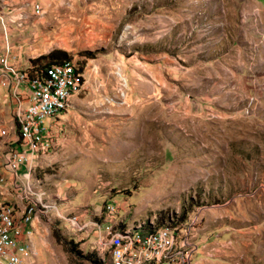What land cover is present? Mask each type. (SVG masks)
<instances>
[{
	"label": "rangeland",
	"instance_id": "1",
	"mask_svg": "<svg viewBox=\"0 0 264 264\" xmlns=\"http://www.w3.org/2000/svg\"><path fill=\"white\" fill-rule=\"evenodd\" d=\"M21 1L0 5V46L26 58L65 51L84 75L34 173L52 206L36 217L34 264H110L95 250L106 226L165 216L177 228L195 220L200 262L264 264V3ZM212 7L223 53L176 49L210 27ZM11 110L0 104L8 127Z\"/></svg>",
	"mask_w": 264,
	"mask_h": 264
},
{
	"label": "built area",
	"instance_id": "2",
	"mask_svg": "<svg viewBox=\"0 0 264 264\" xmlns=\"http://www.w3.org/2000/svg\"><path fill=\"white\" fill-rule=\"evenodd\" d=\"M34 10L40 12L39 6ZM33 59L22 57L8 42L0 46V104L12 108L13 123L10 127L0 123V191L11 199L0 202V264H34L36 217L52 208L34 173L39 156L58 136L62 114L84 83L74 59L38 71ZM113 210L106 205L107 213ZM71 223L78 226L75 219ZM150 225L124 231L106 226L95 250L102 257L108 252L110 264H193L201 245L194 219L181 228Z\"/></svg>",
	"mask_w": 264,
	"mask_h": 264
},
{
	"label": "crops",
	"instance_id": "3",
	"mask_svg": "<svg viewBox=\"0 0 264 264\" xmlns=\"http://www.w3.org/2000/svg\"><path fill=\"white\" fill-rule=\"evenodd\" d=\"M18 1H21V0H0V5L1 4L5 5L4 7L7 8L6 5H12V4L15 5ZM25 1L29 2V3L34 2V0H25ZM40 1L43 3L45 2V0H40ZM255 1H257L259 4L264 3V0H255ZM21 3H22V1L20 2V4ZM199 10H201V9H197V12ZM210 11H211V18H210V23H209L210 27L208 29H205V30H203L201 28L193 29L191 32L192 36L187 38L185 42H181L180 39L177 38V41L173 43V45L176 49L182 48L184 46L186 48V50L188 52H190L189 55H191V56L196 55L197 53H200L201 51H203V52L207 51L209 49H216L219 53H223V50L225 48V47H223V45L225 44L223 42L225 40L227 42H230V40L225 38V37H223V39H222L221 36H218V33L221 31V28L218 25H213V26L211 25V24H213L214 21H218L219 18H222V16L219 14V8L218 7H212V10H210ZM204 17H205V19H204ZM194 19L200 20L199 24H198V27H199L200 24L207 21V15L205 14V11H204L203 15L193 14V18L191 20V23L194 21ZM180 32H183V30H177L172 36H177ZM234 41H236V32H234ZM222 47H223V50H221ZM14 48L20 50V54L23 55L22 47L14 46ZM187 48H189V49H187ZM190 48H192V50L193 49L196 50L197 52L192 53V50ZM200 59L201 60H199V62L204 60L203 58H200ZM208 62H209L208 60H206V62L204 61V63H208ZM194 64H197V62L195 61ZM93 69H94L95 73L97 74L98 73V66L97 65L93 66ZM83 85H84V83H83ZM74 97H76V96H74ZM5 199H6V196L4 195V193H2L0 191V202H4ZM36 225L37 224H35L34 231L36 229ZM33 241H34L35 247L37 248L35 240H34V235H33ZM199 257H200V255L195 254V256L193 257V264H230V260H231L227 257H224V258L218 259V261L210 259V260H207L205 262H200L198 259ZM34 262H35V258H34Z\"/></svg>",
	"mask_w": 264,
	"mask_h": 264
},
{
	"label": "trees",
	"instance_id": "4",
	"mask_svg": "<svg viewBox=\"0 0 264 264\" xmlns=\"http://www.w3.org/2000/svg\"><path fill=\"white\" fill-rule=\"evenodd\" d=\"M64 59H68V55L65 51L59 50V49H55L50 51L49 53L45 54V55H40L39 57L31 60L33 66H34V70H40L43 66H50L52 64H55L57 62H61ZM187 215V212L184 211L183 212V218ZM169 223V217L165 216V217H158L156 225H162V224H166ZM151 227V225L149 223H144L141 225L142 229H147ZM72 250L76 251L75 248H72ZM94 260L96 261L97 264H102V262L100 261V259L98 258H94Z\"/></svg>",
	"mask_w": 264,
	"mask_h": 264
}]
</instances>
